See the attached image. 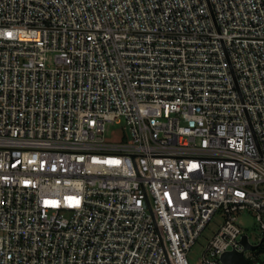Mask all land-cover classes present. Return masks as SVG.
<instances>
[{
    "label": "built area",
    "instance_id": "1",
    "mask_svg": "<svg viewBox=\"0 0 264 264\" xmlns=\"http://www.w3.org/2000/svg\"><path fill=\"white\" fill-rule=\"evenodd\" d=\"M244 210L264 230V0H0V264H190L218 212L202 264H264Z\"/></svg>",
    "mask_w": 264,
    "mask_h": 264
},
{
    "label": "rangeland",
    "instance_id": "2",
    "mask_svg": "<svg viewBox=\"0 0 264 264\" xmlns=\"http://www.w3.org/2000/svg\"><path fill=\"white\" fill-rule=\"evenodd\" d=\"M126 133L129 135V128L125 119L119 122H111L106 126L105 138L109 142H118L126 140ZM239 225L243 229V233L247 234L252 244H259L264 237V230L256 220L254 213L250 210H244L238 213ZM225 223V216L222 212L214 215L212 220L203 230L196 243L188 251L187 257L190 264H202L206 254L208 244L213 237L220 231ZM250 257L264 261V241L257 249L248 252Z\"/></svg>",
    "mask_w": 264,
    "mask_h": 264
},
{
    "label": "water",
    "instance_id": "3",
    "mask_svg": "<svg viewBox=\"0 0 264 264\" xmlns=\"http://www.w3.org/2000/svg\"><path fill=\"white\" fill-rule=\"evenodd\" d=\"M242 242L244 243L247 249L255 250L257 248V245H252L249 242L247 235L243 236ZM221 259L224 264H248V260L244 257L243 252H237V251L226 252L223 254Z\"/></svg>",
    "mask_w": 264,
    "mask_h": 264
}]
</instances>
